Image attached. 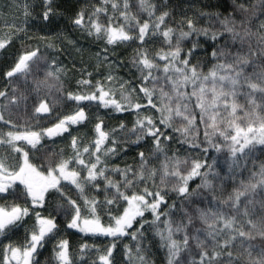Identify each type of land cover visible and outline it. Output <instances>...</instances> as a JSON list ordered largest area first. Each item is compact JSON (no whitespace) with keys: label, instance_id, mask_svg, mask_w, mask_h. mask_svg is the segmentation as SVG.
Segmentation results:
<instances>
[{"label":"snow or ice","instance_id":"snow-or-ice-1","mask_svg":"<svg viewBox=\"0 0 264 264\" xmlns=\"http://www.w3.org/2000/svg\"><path fill=\"white\" fill-rule=\"evenodd\" d=\"M9 7L0 264H264V0Z\"/></svg>","mask_w":264,"mask_h":264},{"label":"trees","instance_id":"trees-1","mask_svg":"<svg viewBox=\"0 0 264 264\" xmlns=\"http://www.w3.org/2000/svg\"><path fill=\"white\" fill-rule=\"evenodd\" d=\"M92 2H94V0H92ZM175 3L178 4L179 7H183L185 5V3H189V2H192V0H174ZM223 3H227V0H222ZM201 3H203V0H201ZM211 3H215V0H211ZM189 15H192L194 14V9H190L189 12H188ZM69 34L71 35V38L75 39L78 41V44L80 46H83L85 48L89 47V41L84 37L82 36L80 33L78 32H72L71 29H66ZM92 51H95V47H92L91 49ZM11 51V50H9ZM69 51H71V49H69ZM117 53H119L120 55L117 57L118 59H127L128 56H130L131 54V49H128V52L127 53H123L122 52V48L121 49H117L116 50ZM0 65H3V64H6L8 63V60H9V53H5V52H0ZM73 59L76 60L77 64H76V67L79 68L81 65L79 64V60H80V57L78 55H76L74 52L69 55L68 52H66L64 54V62L65 64L67 65L68 69H69V76L72 77L73 74H74V70H73V64H72V61ZM85 59H87V54L85 55ZM91 71V69H89ZM119 75H125L126 76V73L123 69H120L119 70ZM75 78L76 79H79V73L78 72H75ZM75 83V80H73V84ZM117 115H122V114H115L113 119L109 120L108 123L110 126H114L116 124H118V120L116 119V116ZM129 121L132 119V117H128L127 118ZM129 127H131V124L129 123ZM134 139V138H133ZM130 156L131 154L129 153V156L127 157L130 161ZM126 159V157H121L120 160L116 161V163H119L120 166L122 167L123 166V161ZM118 178V177H117ZM198 182V181H197ZM71 241H72V251L73 253L76 254V256H79V243H82L84 242L83 240H80L78 237L76 238H73L72 236L70 237ZM89 244H92V243H96L98 245H104V244H107V243H110V241H105V240H96V241H93V240H88L87 241ZM128 241H125V243H127ZM49 253H45V255H48ZM44 257H41V259L43 260ZM117 260L119 261V256L117 257Z\"/></svg>","mask_w":264,"mask_h":264},{"label":"rangeland","instance_id":"rangeland-1","mask_svg":"<svg viewBox=\"0 0 264 264\" xmlns=\"http://www.w3.org/2000/svg\"><path fill=\"white\" fill-rule=\"evenodd\" d=\"M25 0H0V32L3 31V18L11 20L14 15H19V10L9 5L23 4ZM91 240V239H89Z\"/></svg>","mask_w":264,"mask_h":264},{"label":"flooded vegetation","instance_id":"flooded-vegetation-1","mask_svg":"<svg viewBox=\"0 0 264 264\" xmlns=\"http://www.w3.org/2000/svg\"><path fill=\"white\" fill-rule=\"evenodd\" d=\"M1 54V53H0ZM0 86H2V85H0ZM45 126H47V125H45ZM85 131V129H83V128H81V129H78V132L79 133H83ZM77 134V132H73V135H76ZM64 141H60V140H56V142H55V144H56V146L57 147H62V146H64ZM71 236H69V238H70ZM73 238H76V236H72ZM51 248V245H49V249Z\"/></svg>","mask_w":264,"mask_h":264}]
</instances>
